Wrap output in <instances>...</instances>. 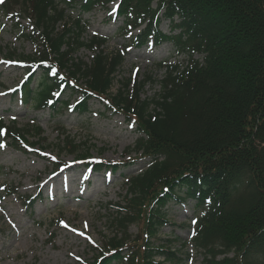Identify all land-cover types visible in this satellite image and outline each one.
Masks as SVG:
<instances>
[{"label":"trees","instance_id":"trees-1","mask_svg":"<svg viewBox=\"0 0 264 264\" xmlns=\"http://www.w3.org/2000/svg\"><path fill=\"white\" fill-rule=\"evenodd\" d=\"M15 1L29 12L24 37L40 52L23 64L24 79L11 98L78 115L97 101L137 126V150L147 165L127 181L134 206L146 209L142 264H161L152 260L157 256L179 260L177 251L150 240L168 224L167 205L187 201L193 203L188 242L205 253L202 264H264V0ZM113 2L109 14L121 21L128 47L110 55L99 50L89 65L76 61L74 43L93 49L101 38L75 42L69 29L53 33L55 24L66 11L80 16ZM149 42L170 43L185 64H159L164 74L153 98H141L129 81L110 95L127 49ZM14 131L0 119L1 138ZM125 215L124 224L133 222V212ZM114 241L92 264H133L130 247Z\"/></svg>","mask_w":264,"mask_h":264},{"label":"rangeland","instance_id":"rangeland-1","mask_svg":"<svg viewBox=\"0 0 264 264\" xmlns=\"http://www.w3.org/2000/svg\"><path fill=\"white\" fill-rule=\"evenodd\" d=\"M115 5L97 6L80 16L78 10L66 11L55 24L53 33L69 29L75 42L101 38L93 49L74 43L76 61L89 65L99 50L110 55L128 47L118 31L121 21L109 14ZM28 18L29 12L15 0H0V119L19 130L11 139L0 135V264H92L112 240L129 246L133 264H142L146 209L134 206L137 197L129 194L127 181L147 165L137 150V126L132 117L106 111L97 101L78 115L66 108L36 110L18 94L11 98L24 79L23 64L40 52L36 41L24 37L30 32ZM160 29L168 32L167 21ZM164 61L184 65L186 56L177 54L170 43L128 48L109 94L129 81L141 98H153ZM106 163L117 168L103 167ZM91 164L98 169L89 168ZM129 211L133 222L126 225L123 218ZM165 212L168 224L150 242L177 251L179 260H152L202 264L205 253L188 242L193 203H169Z\"/></svg>","mask_w":264,"mask_h":264}]
</instances>
